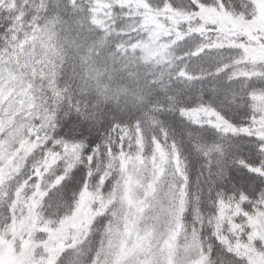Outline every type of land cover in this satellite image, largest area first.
<instances>
[{
  "label": "snow or ice",
  "instance_id": "snow-or-ice-1",
  "mask_svg": "<svg viewBox=\"0 0 264 264\" xmlns=\"http://www.w3.org/2000/svg\"><path fill=\"white\" fill-rule=\"evenodd\" d=\"M0 264H264V0H0Z\"/></svg>",
  "mask_w": 264,
  "mask_h": 264
}]
</instances>
